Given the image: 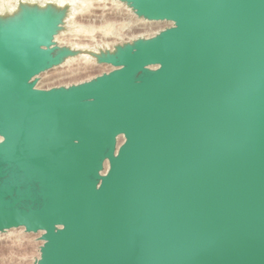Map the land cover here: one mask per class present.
I'll return each instance as SVG.
<instances>
[{"label": "water", "instance_id": "95a60500", "mask_svg": "<svg viewBox=\"0 0 264 264\" xmlns=\"http://www.w3.org/2000/svg\"><path fill=\"white\" fill-rule=\"evenodd\" d=\"M119 1L171 26L50 89L65 13L0 19V233H41L34 264H264V0Z\"/></svg>", "mask_w": 264, "mask_h": 264}, {"label": "rangeland", "instance_id": "374dc122", "mask_svg": "<svg viewBox=\"0 0 264 264\" xmlns=\"http://www.w3.org/2000/svg\"><path fill=\"white\" fill-rule=\"evenodd\" d=\"M36 1H39V2H36ZM89 1L90 0L85 1V4H86L85 8L87 7L88 11L92 12L93 10H91L90 7L97 6L96 0H91L90 2ZM102 1L104 2V0ZM106 1L108 2L112 0H106ZM59 2H60L59 0H54L50 3V5H53V6L57 5L56 9H60ZM22 4L28 5V6H36L40 8L46 5L47 3L44 0H0L1 15L4 17L12 16L14 14V8L18 7L19 5L21 6ZM107 6L108 8L111 7V5H107ZM94 12L95 11H93V13ZM115 13L116 14L114 15L105 14L106 17L103 15L104 17H100V18L98 17H95V18L94 17L93 18H82L81 17L80 18V17H77L78 15L77 14L74 17V18L76 17L78 18V19L76 18L75 20L77 22L76 30H79V31L81 30L80 31L81 33L84 32L86 35L90 34L93 37L91 38L90 35L89 37L86 36L85 39L90 40V41H76L77 45H75V48L78 45L82 46V45H91V44H96V43L102 44L105 42L106 43L111 42L115 40L112 37H116L119 40L124 41V39L128 37L130 38V36H134L138 34L139 32L147 33L148 31L149 33V31L153 32V28H161L162 30V29H165L171 26L170 23H159V24H150V23L147 24L146 23L144 24V26H139L140 22L139 21L135 22L134 18L129 17L127 13L124 12L123 10L118 9L116 10ZM139 29L140 31L138 32ZM64 37H62L61 40L63 38L64 39L68 38L67 36H64ZM62 41L66 42V40H62ZM75 64L76 63L70 64L72 67L69 65L68 67H65L64 69L62 68V69L50 71L49 73L46 72L42 74L41 76H39L38 87L40 89H50L53 87L69 86L70 84L73 85V84L80 83L82 81L83 82L88 81V79L94 75L95 77H97L103 73H107L111 71L110 68L102 69V67H98V66H90V67L80 66V68H78L77 66H75ZM91 79H93V77ZM19 230H10L2 234L0 233L1 234L0 235V264H34L35 261L39 259L40 247L43 244L39 240L40 238L39 233L38 234H26L23 232H19Z\"/></svg>", "mask_w": 264, "mask_h": 264}, {"label": "bare ground", "instance_id": "6f19581e", "mask_svg": "<svg viewBox=\"0 0 264 264\" xmlns=\"http://www.w3.org/2000/svg\"><path fill=\"white\" fill-rule=\"evenodd\" d=\"M44 1L47 4L44 5L43 7H40V8H38L36 6H28V5H24V4H22L21 6L19 5L18 7L14 8V14L12 16L4 17V16L1 15V12H0V19H5V18H9V17L15 16L18 13H20L21 9L24 8V7H27V8H38L40 10H45V9H49L50 8V9H54L56 11H62V12L65 13V17H64V20H63V24L61 25V30H60L58 36L55 37V43L59 47H67V48L71 49L72 51H74L75 54H74V56L68 57L67 59H65V61L63 62V64H61L58 67H55L51 71L58 70V69H62V68L64 69L65 67H68L72 63H76L75 66H77L78 68H80V66L81 67L98 66V67H102V69L103 68H105V69L106 68H110L111 71H112V67L106 66V65H100L98 63V61H97V56L101 55L102 52H106V51L113 52L118 45H122V44L127 43V42L131 43L132 41H135L136 39L141 38V37H146V36L151 37L152 35L158 33L159 31H161V28H153V32H150L149 31V33H148V31L146 30L147 33L146 32H142L141 33V32H139L140 31V29H139L138 30L139 33L136 32L138 34L135 33L136 35L130 36V38L128 37V38H126L127 40L124 39V41L123 40H119L116 37H112L115 40H113L111 42H107V43L105 42V43H102V44L96 43V44L82 45V46H79L78 45L75 48V45H77L76 44V41H90V40H86L85 39L86 36L89 37L90 34L89 35H86L84 32L81 33L80 32L81 30L80 31L79 30H76V26H77L76 24H77V22L75 20H76L77 17H80V18L81 17L82 18H93V17L95 18V17H98V18H100V17H104L105 14H107V15L113 14L114 15V14H116L115 13L116 10L121 9L124 12H126L129 17L134 18L135 22H138L139 21L140 22L139 26H144V24H146V23L147 24L148 23H150V24L168 23V22H151V21H147V20H145L143 18H139V17H137L135 15L134 11L128 5H126L125 3L120 2L119 0H112V1H108V2L106 0H104V2L102 0H96V5L97 6L90 7L91 10L95 11L94 13H93V11L92 12H89L87 7H86L87 9L85 8V5H86L85 4V1L86 0H59L60 1L59 2L60 9H56L57 8V5H55V6L50 5V3L52 1H54V0H44ZM36 2H39V1H36ZM107 5H111V7L108 8ZM0 11H1V9H0ZM99 14H101V15H99ZM76 15H77V17L74 18ZM106 35H108V34H106ZM64 36H67L68 38L67 39H64V38H66ZM90 36H91V38L93 37L92 35H90ZM62 37H64L62 40H66V42L61 40ZM49 72L50 71H48L47 73H49ZM92 77L94 78L95 75L92 76ZM92 77H90L89 79H91ZM122 141H123V139L120 138L119 142L121 143ZM17 230H19V229H17ZM19 232L25 233L23 229H20ZM39 235H41V233H39Z\"/></svg>", "mask_w": 264, "mask_h": 264}, {"label": "built area", "instance_id": "2783aa9c", "mask_svg": "<svg viewBox=\"0 0 264 264\" xmlns=\"http://www.w3.org/2000/svg\"><path fill=\"white\" fill-rule=\"evenodd\" d=\"M155 35V34H154ZM153 36V35H152ZM146 37H149V36H146Z\"/></svg>", "mask_w": 264, "mask_h": 264}]
</instances>
